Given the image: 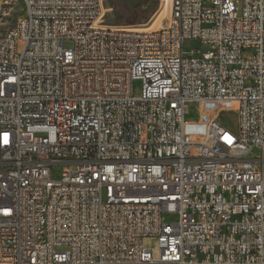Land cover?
I'll return each instance as SVG.
<instances>
[{"label":"built area","instance_id":"built-area-1","mask_svg":"<svg viewBox=\"0 0 264 264\" xmlns=\"http://www.w3.org/2000/svg\"><path fill=\"white\" fill-rule=\"evenodd\" d=\"M104 1L0 34V264H264V0H160L154 30Z\"/></svg>","mask_w":264,"mask_h":264},{"label":"rangeland","instance_id":"rangeland-1","mask_svg":"<svg viewBox=\"0 0 264 264\" xmlns=\"http://www.w3.org/2000/svg\"><path fill=\"white\" fill-rule=\"evenodd\" d=\"M165 6L160 0H105L103 10V24L109 26H119L134 29H160L166 24L169 18L165 11ZM25 13L22 0L10 7H0V34L16 25L18 19ZM66 47L71 46V42H66ZM195 47L194 43H187V50ZM135 94L140 92L141 83L136 82ZM196 106L189 116L193 120L198 119ZM221 119L227 127L235 129L238 122V112L236 109L223 111ZM257 154V152H255ZM63 168L60 167L61 170ZM147 248L153 250L154 255H158V242L156 239L147 238L144 241Z\"/></svg>","mask_w":264,"mask_h":264},{"label":"bare ground","instance_id":"bare-ground-1","mask_svg":"<svg viewBox=\"0 0 264 264\" xmlns=\"http://www.w3.org/2000/svg\"><path fill=\"white\" fill-rule=\"evenodd\" d=\"M0 6H10V0H0ZM168 8H165V11L168 13L167 11Z\"/></svg>","mask_w":264,"mask_h":264}]
</instances>
